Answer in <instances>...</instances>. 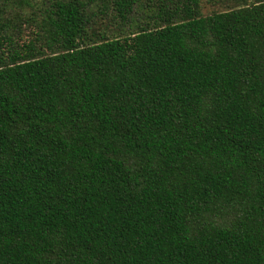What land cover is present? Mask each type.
<instances>
[{
  "label": "trees",
  "instance_id": "1",
  "mask_svg": "<svg viewBox=\"0 0 264 264\" xmlns=\"http://www.w3.org/2000/svg\"><path fill=\"white\" fill-rule=\"evenodd\" d=\"M0 264H264V0H0Z\"/></svg>",
  "mask_w": 264,
  "mask_h": 264
},
{
  "label": "rangeland",
  "instance_id": "2",
  "mask_svg": "<svg viewBox=\"0 0 264 264\" xmlns=\"http://www.w3.org/2000/svg\"><path fill=\"white\" fill-rule=\"evenodd\" d=\"M204 8H203V13L204 14H208L211 13L214 10H220L219 7H211L210 5H207L206 3L203 4Z\"/></svg>",
  "mask_w": 264,
  "mask_h": 264
}]
</instances>
